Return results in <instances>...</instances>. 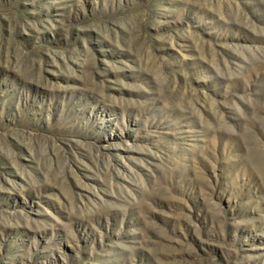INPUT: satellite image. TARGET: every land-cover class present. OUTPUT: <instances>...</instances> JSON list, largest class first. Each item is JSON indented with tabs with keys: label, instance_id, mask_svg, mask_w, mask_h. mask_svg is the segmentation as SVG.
Segmentation results:
<instances>
[{
	"label": "rangeland",
	"instance_id": "374dc122",
	"mask_svg": "<svg viewBox=\"0 0 264 264\" xmlns=\"http://www.w3.org/2000/svg\"><path fill=\"white\" fill-rule=\"evenodd\" d=\"M0 264H264V0H0Z\"/></svg>",
	"mask_w": 264,
	"mask_h": 264
}]
</instances>
